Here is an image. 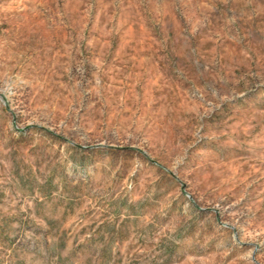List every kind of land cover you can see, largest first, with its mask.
<instances>
[{"label":"rangeland","instance_id":"374dc122","mask_svg":"<svg viewBox=\"0 0 264 264\" xmlns=\"http://www.w3.org/2000/svg\"><path fill=\"white\" fill-rule=\"evenodd\" d=\"M0 264H264V0H0Z\"/></svg>","mask_w":264,"mask_h":264}]
</instances>
